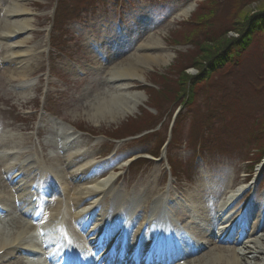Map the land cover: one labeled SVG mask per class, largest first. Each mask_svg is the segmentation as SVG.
Listing matches in <instances>:
<instances>
[{"label": "rangeland", "instance_id": "1", "mask_svg": "<svg viewBox=\"0 0 264 264\" xmlns=\"http://www.w3.org/2000/svg\"><path fill=\"white\" fill-rule=\"evenodd\" d=\"M211 1L24 0L25 11L14 17L7 11L13 1L0 0V30L6 21L15 18L29 23L16 36L0 33V144L21 137L28 147L22 149L24 153L33 147L39 159L46 163L52 154L61 160L69 175L74 168L67 161L65 150L75 149L79 144L78 150L91 153V165L96 164L91 183L110 184L111 193L102 196L100 202L119 199L126 203L127 210H138L141 200L147 197L146 188L151 185L155 196L150 202L166 203L163 210L167 213L163 211L160 216L165 222L168 220L163 226L170 224L171 228L184 214L181 204L189 191L205 193L196 218L211 225L213 231L214 215L225 201L232 203V213L243 202L249 203L246 212L241 216V212L236 214L241 222L248 214L244 222H247L248 234L240 242L227 244L214 243L208 237L204 240L208 244L199 252V257L217 246L252 247L255 224H264V141L257 143V137L251 133L253 115L261 108L260 103L264 105V76L257 78L255 63L250 61L227 73V68L214 73L208 82H200L203 85L195 88V99L190 104L177 98L173 104L164 102L155 104L157 109L153 107V103L161 100L156 92L160 86L158 81L163 79L160 75L174 77L201 50L195 42L202 44L211 37L210 33L207 35L209 29L201 35L199 29L188 32L189 26L182 27L183 24L196 16L203 25H210L224 12L226 21L229 15L234 18L237 14L227 1L217 0L225 4L223 8H217L218 3ZM262 2L257 0L241 7L243 14L255 12ZM212 14L218 15L210 17ZM230 21L226 28L233 26ZM214 25L218 26L216 22ZM224 26L219 30L223 32ZM115 29L117 32L129 29L136 34L121 35ZM155 34L161 45L152 51L159 53L156 56L163 60L137 64L139 77L132 79L124 93L131 103V94L140 97L133 112L122 115L117 110L116 115L97 121L87 118L80 107L107 93V87L112 84L106 75L107 68L128 57L139 42ZM236 35L228 31V36ZM13 50L21 53L13 54ZM25 50L30 51L22 52ZM201 56L200 53L197 59L201 60ZM257 64L262 65L261 61ZM22 67L29 69L26 78L11 75L13 69ZM184 72L197 75L193 67ZM246 88H252L256 95L245 92L246 100L236 105L228 93L239 94ZM174 121L175 138L167 148L165 144ZM151 125L155 128L127 136ZM71 141L76 143L71 146ZM89 166L83 169L86 171ZM92 184L81 186L90 188ZM165 191L169 197L157 196ZM51 194L46 197L49 204L58 199ZM87 202L75 212L89 210L93 200ZM49 211L47 205L45 213ZM160 216H153L151 221H159ZM1 222L6 224L5 220ZM152 224L160 226V223ZM194 226L197 234L211 232ZM134 231H124V240L131 242L129 236ZM246 256L245 264H264V253H246Z\"/></svg>", "mask_w": 264, "mask_h": 264}, {"label": "bare ground", "instance_id": "2", "mask_svg": "<svg viewBox=\"0 0 264 264\" xmlns=\"http://www.w3.org/2000/svg\"><path fill=\"white\" fill-rule=\"evenodd\" d=\"M12 1L13 2L7 11L11 16L17 17L20 12L25 11L23 4L24 0ZM28 25L29 23L27 20H19L18 18H15L12 19V21H6L1 27L0 33L16 36ZM114 32H119L121 35L127 36L136 34L133 30H130L129 32V29L127 31L120 30L118 32L117 29H115ZM159 45H161V42L159 41L157 34L149 36L135 46L132 54L109 66L107 68L106 75L108 77V81L111 80V86L107 87L106 94L97 96V100H92L81 105L80 108L83 114L90 120L97 121L98 118H103L107 115H116L119 113L117 110L121 111L122 115L133 112L140 101V97L138 94H131L130 97L133 98V103H131V101L128 100L127 95H125L127 93L125 91L128 87H130L132 79L139 77L140 69L137 67L138 63L141 64L149 61L154 62L155 60H161V58L156 56V54L159 53H154V51H152L154 48L158 49ZM28 51L30 50L22 52ZM12 53L18 54L21 52L20 50H13ZM23 68L24 67H22L21 70L15 68L13 69V73L9 74H15V77L17 78H26L28 76L29 69ZM117 103L120 104L117 105ZM23 143V138L14 137L11 141L2 142L0 144V175L1 172L6 175L0 177V207L10 209L12 214V216L9 214L7 217H2V220H5L6 224L2 223V220H0V250H3L0 254V261L10 255H18L17 260L7 261L6 263L1 264H47L42 255L35 256V250L33 247H39L37 245L39 242L38 233L44 230H47L48 233V229H57L56 233L60 232V236L65 238L64 243L71 242L69 247L66 249L65 255L68 256L70 251L74 248L73 245H75L72 242L74 241L73 227L78 226V228L83 230L86 224L85 221L89 220V218H93L94 222L97 223L96 225L108 226L110 223L115 221L116 211L123 210L126 203L124 201H120L119 199H112V202H107L105 204L100 202V200H102V196L106 193H111V191H109L110 184H92V175L96 168V164L91 165V153L86 150H78L80 148L78 143L75 149H64L66 151L67 161L69 160V163L73 164L72 167L74 168V170L70 172V175L69 172L63 168L59 158L49 154L50 156L47 160L48 162H43L39 159L37 152L32 149L33 147H31V150L24 153L22 149L28 147ZM72 143L75 144L76 142L71 141L69 144L72 146ZM64 146H66V144H64ZM69 163H67V165H69ZM88 164H90V166L85 171L83 167ZM34 165L36 166L33 167ZM79 170L82 172L80 173ZM42 178H45L43 179V182L48 185L51 184L52 191L55 189L54 185H57L58 194L53 195L59 196H54V198H58L55 203L44 204L43 202L42 204V206H44L42 209H45V206L47 207L48 205L50 210L49 212H52L54 215H44L42 218L37 219L34 217V214L32 216L29 214L30 205L33 203L30 202L28 193L29 189L31 190L34 187L33 189L36 190L37 200L38 198H42L38 184L39 180ZM27 183H32L31 187L27 186ZM89 184H92L90 188H84L81 186ZM145 192L147 197L141 200V203L137 208L138 210H128L130 213L127 211L123 212L122 215L120 213L117 215L116 219L125 225L131 221V216L133 215L132 222H136L138 225L134 231L133 241L137 240L140 236L141 246H132L133 250L129 251L134 255H141V259L143 258L144 260H146L145 256L148 255V253L153 254L154 252H157L161 254L163 251L167 250H163V245L161 243L164 242V239L169 237L163 236L160 233L158 234V227L155 224H152V222L155 223L154 221H151L153 216H160L163 214V209L166 206V203L163 200H152L150 202V198L155 193V189L151 185L146 188ZM204 195V192L202 194L197 190L193 192H186L185 199L188 201L191 212L197 213L200 210L202 205L201 199ZM157 196L169 197V194L165 191L162 194L158 193ZM15 198L19 201H15ZM89 200H93L90 206L94 204L96 207V209H94V214L91 213L92 211L85 212L84 214H77L75 209L77 207H81L82 205L86 206V204L89 203L87 202ZM228 202L229 201L227 200L220 206L221 210L228 207ZM87 209L88 208H84V210ZM15 211H18L24 216L29 215V218L33 219V221L31 222L26 220V217L20 219L19 217L22 215H15ZM190 211H184V214L178 217V222H181V225H186L185 228L189 232L196 235L195 227L192 225ZM17 216L18 219L16 218ZM244 218H248V214L247 216H244ZM71 220H73L76 225L75 223L73 224ZM245 224H247V222ZM173 227L175 229L177 226L173 225ZM254 227L255 236L251 237L254 238L251 244L252 247H244V245L242 248L235 249L217 246L211 248L209 252H206L203 256L191 259L187 264H245L246 261L244 259L247 258L246 253H264V224L258 225L257 223ZM99 231L100 229H97V232L94 233L96 237L95 241L88 242L87 238L86 240L82 239L78 241L87 248L89 247L91 251L90 246L94 245L95 248V244L97 245V243H99L98 246H100L103 238L105 237L104 234L106 235V233L99 234ZM257 232L260 234V237H257ZM56 233L54 234L55 236ZM116 233L117 232H113L112 234ZM108 234L109 233H107V235ZM176 234L178 233H170V235ZM113 240L110 238V244L114 242ZM66 246L67 245L64 244V248ZM113 247H118V250H120L121 247H124V245L118 242L115 243ZM106 257H109V255H106ZM140 262L143 263L142 261Z\"/></svg>", "mask_w": 264, "mask_h": 264}, {"label": "trees", "instance_id": "3", "mask_svg": "<svg viewBox=\"0 0 264 264\" xmlns=\"http://www.w3.org/2000/svg\"><path fill=\"white\" fill-rule=\"evenodd\" d=\"M226 1L230 4V8L232 10H236L237 13L234 18L229 15V20H231L230 22L233 25L231 28H226L227 24H229V20L226 21L227 18H224L226 12L222 15L220 14L219 17H216L210 25H203V21L197 19L196 16L188 20L187 23L183 24L182 27L189 26L188 32L199 29V33L201 35H203V33L205 34L209 29L207 35L210 33L211 37H209L202 44L195 42L199 45V49L201 50H199L193 59L190 60L188 65L181 67L182 69L174 73L175 78L172 76H166L167 74L160 75L163 79L162 81H158V85L160 86H158L159 89L156 92H158L159 96H161V100L153 103V107L156 108L157 104L161 105V103L164 102H170V104H173L176 102L175 100L177 98H183L184 104H190L195 99V88L203 85V83L200 82L205 83L211 76H213L214 73L220 71L223 72L225 68H227V73L229 69L238 67L242 64L246 66V64L250 61L255 63L257 78L261 79L262 76H264V0L262 2L263 5H260L259 8L251 14H243V9H241V7L248 5L250 2H257V0H225V2ZM211 2L212 4L213 2L218 3L217 0H212ZM224 6L225 4L218 3L217 8H223ZM231 9L230 11H232ZM213 15L217 16L218 14H212L210 17ZM215 22L218 26L214 25ZM223 25L225 26L224 31L222 32L219 29H221V27L223 28ZM202 28H204V32L202 31ZM228 31H233L237 35L228 36ZM200 53L202 55L201 60L197 59ZM259 61L262 63L261 66H258L257 64ZM188 67L195 68L197 70V75L191 76L188 75L187 72H184ZM151 90L152 89H150V91ZM245 92L246 95H256L252 88H246L239 94H233L232 92H229L228 94L230 97H233L232 101L236 105H239L246 100L244 98L246 96ZM259 105L261 108L257 110L258 114L256 112L253 115L255 116V119H252L253 126L251 125V133L257 137V143L264 141L262 140L264 139V105L261 103ZM175 127L176 122L174 121L171 138L167 148L172 144V140L175 138ZM154 128L155 126L151 125L149 128L137 131L136 133L128 134L127 136H133L144 130L149 131ZM257 148L259 149V146H257Z\"/></svg>", "mask_w": 264, "mask_h": 264}, {"label": "water", "instance_id": "4", "mask_svg": "<svg viewBox=\"0 0 264 264\" xmlns=\"http://www.w3.org/2000/svg\"><path fill=\"white\" fill-rule=\"evenodd\" d=\"M219 1H223V0H219Z\"/></svg>", "mask_w": 264, "mask_h": 264}]
</instances>
